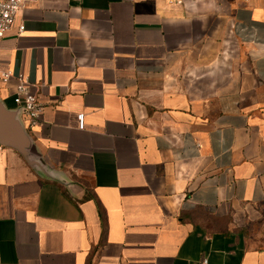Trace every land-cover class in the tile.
<instances>
[{"label":"crops","instance_id":"crops-1","mask_svg":"<svg viewBox=\"0 0 264 264\" xmlns=\"http://www.w3.org/2000/svg\"><path fill=\"white\" fill-rule=\"evenodd\" d=\"M24 4L52 178L0 145V264H264V0Z\"/></svg>","mask_w":264,"mask_h":264},{"label":"built area","instance_id":"built-area-1","mask_svg":"<svg viewBox=\"0 0 264 264\" xmlns=\"http://www.w3.org/2000/svg\"><path fill=\"white\" fill-rule=\"evenodd\" d=\"M26 0H0V41L3 40L16 26L17 17L24 8ZM19 34L24 33L25 25L17 26ZM12 78L17 80L14 102L20 121L26 131L33 130L40 124V119L44 113V105L40 101L39 95L32 91V84L23 74L15 77L12 72L3 73L2 80L8 84ZM79 129L85 128V116H78ZM207 263L206 261L204 262Z\"/></svg>","mask_w":264,"mask_h":264},{"label":"water","instance_id":"water-1","mask_svg":"<svg viewBox=\"0 0 264 264\" xmlns=\"http://www.w3.org/2000/svg\"><path fill=\"white\" fill-rule=\"evenodd\" d=\"M31 141L20 121L18 112L9 110L0 101V145L17 152L35 172L44 173L52 178L44 160L35 153Z\"/></svg>","mask_w":264,"mask_h":264}]
</instances>
